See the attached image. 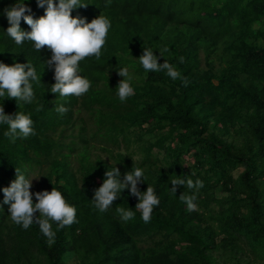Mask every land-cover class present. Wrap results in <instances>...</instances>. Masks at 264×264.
<instances>
[{"label":"trees","instance_id":"trees-1","mask_svg":"<svg viewBox=\"0 0 264 264\" xmlns=\"http://www.w3.org/2000/svg\"><path fill=\"white\" fill-rule=\"evenodd\" d=\"M9 1L0 0V36ZM82 1L87 6L74 8V18L88 22L100 12L111 21L100 59L79 62L78 74L91 82L83 96L50 92L51 52L36 51L32 41L17 50L0 42V59L15 54L41 74L32 103L0 97L5 114L30 115L35 130L13 140L0 124V264H264V0ZM46 7L37 10L44 15ZM144 47L180 71L187 87L164 71L146 72ZM122 67L134 88L124 102ZM61 104L63 115L54 110ZM95 148L106 156L93 157ZM114 167L121 181L143 169L138 189L153 187L160 201L150 222L129 188L108 211L95 207L94 192ZM17 169L28 179L40 176L30 189L33 203L36 192L55 188L76 208V223L57 231L50 221L51 246L38 224L25 230L11 220L3 189ZM175 175L203 182L195 211L179 199L193 190L181 185L171 193ZM117 207L134 218L122 221Z\"/></svg>","mask_w":264,"mask_h":264},{"label":"clouds","instance_id":"clouds-1","mask_svg":"<svg viewBox=\"0 0 264 264\" xmlns=\"http://www.w3.org/2000/svg\"><path fill=\"white\" fill-rule=\"evenodd\" d=\"M10 0L5 5L11 6L5 9V15L8 20L4 33L0 36L1 40L7 42L12 49H23L25 44L34 42V48L38 52H51V59L47 61L49 66L54 64L55 83L51 86L50 92L58 93L60 97L76 96L80 97L87 93L91 87V82L86 77L79 75V62L85 57L94 56L97 60L101 57L108 31L111 28V21L106 16L95 14V19H85L73 17L71 15L74 8H85V1L80 0H59L58 4L54 0H37L39 7H44L45 14L35 9L32 13L24 15L26 11L30 12L24 0ZM93 4H100L99 0H90ZM6 0H2V3ZM85 10V9H84ZM83 10V11H84ZM168 49L160 51L163 56ZM7 60L0 59V97L4 99H15L26 104L32 103L34 93V83H40V75L37 74L35 67L30 64H21L20 61L13 60L15 54L5 56ZM144 70L152 72L164 71L172 80H181L185 87L188 81L167 60L163 64L158 63V58L153 54L151 48L144 47L143 54L139 58ZM179 62H185L184 57H179ZM26 69V70H25ZM118 75L123 77L119 82L118 97L121 102L134 94L132 87L133 77L129 74L127 67H122ZM56 112L63 115L68 109L61 105H56ZM0 124L8 125V131L5 136L15 139L28 138L35 135L33 120L30 115L23 112H17L14 115L5 114L3 105H0ZM16 179L10 183V186L3 189L4 203L10 204L9 212L11 220L27 230L31 225L38 224L40 231L47 237L49 246L55 243L56 232L52 230L50 221L56 222L57 231L65 226L76 223V208L66 203L61 192L52 188L51 192H36V203H33V193L30 191L32 179L26 178L18 169L16 170ZM192 175H195L193 172ZM121 173L118 168L105 172V179L102 185L94 192V205L101 212H106L112 203L118 198V193L126 188L130 193L139 198V203L135 208L140 210L142 220L145 223L150 222L152 212L160 201L155 194L153 187L148 186L146 191L141 192L137 185L143 182V169L137 167L126 173L123 181L120 179ZM171 193L176 194L178 186H185L193 190L192 195L183 193L179 199L186 203L189 211H195L197 204L196 193L203 187V182L199 179L193 181L190 178L175 177L171 180ZM117 213L120 219L127 222L134 218L135 213L129 208L117 207ZM39 212V217L34 214Z\"/></svg>","mask_w":264,"mask_h":264},{"label":"rangeland","instance_id":"rangeland-1","mask_svg":"<svg viewBox=\"0 0 264 264\" xmlns=\"http://www.w3.org/2000/svg\"><path fill=\"white\" fill-rule=\"evenodd\" d=\"M88 127H89V124H88ZM102 155V156H106L102 153V151L100 149H93V152L91 153V155L94 157L95 155ZM31 179H32V182L33 183H37L38 181H40V176L39 174H36L34 173L32 176H31ZM68 264H75L73 261H70ZM229 264V263H228Z\"/></svg>","mask_w":264,"mask_h":264}]
</instances>
